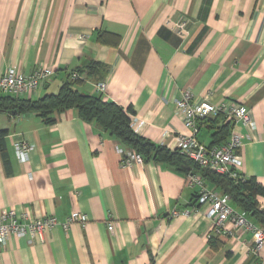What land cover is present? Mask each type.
Masks as SVG:
<instances>
[{
	"label": "crops",
	"instance_id": "0c3cea01",
	"mask_svg": "<svg viewBox=\"0 0 264 264\" xmlns=\"http://www.w3.org/2000/svg\"><path fill=\"white\" fill-rule=\"evenodd\" d=\"M179 20L188 22L183 37L169 24ZM93 62L101 69L83 75L77 89L97 95L105 82L104 100L131 109L133 131L169 151L185 132L175 106L184 91L196 101L244 105L254 128L231 123L214 144L223 122L216 116L197 138L221 145L235 129L243 136L240 174L264 187V0H0V74L10 67L24 75L41 66L54 72L27 99L58 90L70 72ZM0 130L8 132L9 156V172L0 157V212L59 222L73 211L88 216L84 227L57 226L43 242L9 236L0 264H264V247L255 255L251 234H213L184 173L153 158L124 167L122 153L133 150L75 110L53 124L0 111ZM19 141L35 146L26 162L15 157ZM257 200L264 209V196Z\"/></svg>",
	"mask_w": 264,
	"mask_h": 264
},
{
	"label": "built area",
	"instance_id": "2783aa9c",
	"mask_svg": "<svg viewBox=\"0 0 264 264\" xmlns=\"http://www.w3.org/2000/svg\"><path fill=\"white\" fill-rule=\"evenodd\" d=\"M169 24L178 36L183 37L187 33L188 22L186 20ZM53 75V70L48 66H41L28 75L22 74L15 67H10L0 74V95L28 98L47 83ZM70 78L75 80L80 77L76 72H72ZM106 88L105 82H99L96 85L97 92L100 94H104ZM175 106L176 110L183 115L185 129L184 133H179L176 137L178 151L200 169L227 176L233 180L241 178L242 160L238 155V151L243 146L241 134L232 129L227 142L212 146L200 143L197 135L201 124L216 116H221L226 123H232L233 126L242 123L254 128L248 109L233 101H223L219 104H212L208 99L196 101L189 90L182 93L181 97L175 101ZM13 147L15 157L20 162L28 161L30 152L35 148L34 144L25 141L15 142ZM143 162L142 156L134 150L122 153L124 167ZM185 178L190 187L197 189L198 204L206 210L213 234L240 240L244 234L249 233L253 240L252 252L257 255L264 247V227L251 222L246 213L235 210L230 205L228 195L208 189L198 172L191 171L185 175ZM194 212L198 210L196 208L192 212L174 210L171 216H189ZM87 222L88 216L78 211L71 212L62 222H59L53 215L32 218L26 213L18 216L13 209L3 210L0 212V247L5 244L9 236L28 237L31 240L36 239L43 242L45 234L57 226L67 230L72 225L84 227ZM114 227L115 223L110 220L107 223L108 232H113Z\"/></svg>",
	"mask_w": 264,
	"mask_h": 264
},
{
	"label": "trees",
	"instance_id": "16d2710c",
	"mask_svg": "<svg viewBox=\"0 0 264 264\" xmlns=\"http://www.w3.org/2000/svg\"><path fill=\"white\" fill-rule=\"evenodd\" d=\"M103 36L105 34L98 37L102 42L105 41ZM101 67V64L93 62L77 68L72 72H76L80 78L71 79L72 72H70L67 80L60 85L56 93H48L37 99L0 95V111L17 115L34 113L45 124H53L55 116L68 110H75L82 121L95 123L128 148L140 154L143 160L153 158L173 166L184 175L191 171L198 172L203 179L214 183L222 194L228 195L232 205L245 212L251 221L264 227V209L260 208L257 200L258 197L264 196V187L255 178L241 177L233 180L227 176L200 169L178 150L169 151L136 134L131 126L130 115L133 113L131 109L124 110L118 104L104 100L101 94H85L77 89L85 79L83 75L99 72ZM230 126L231 123L223 120L217 131L213 133L214 144L221 142L228 135ZM7 135V130H0V157L4 168L9 172V156L5 144ZM209 240L213 247L217 246L215 241L212 242V237Z\"/></svg>",
	"mask_w": 264,
	"mask_h": 264
},
{
	"label": "rangeland",
	"instance_id": "374dc122",
	"mask_svg": "<svg viewBox=\"0 0 264 264\" xmlns=\"http://www.w3.org/2000/svg\"><path fill=\"white\" fill-rule=\"evenodd\" d=\"M57 92V90H55L54 92H52V93H56Z\"/></svg>",
	"mask_w": 264,
	"mask_h": 264
}]
</instances>
